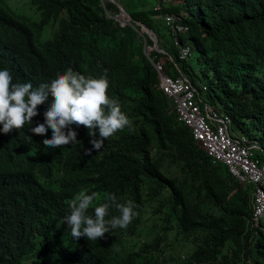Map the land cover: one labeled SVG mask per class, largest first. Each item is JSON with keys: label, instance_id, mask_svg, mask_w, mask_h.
Returning <instances> with one entry per match:
<instances>
[{"label": "trees", "instance_id": "obj_1", "mask_svg": "<svg viewBox=\"0 0 264 264\" xmlns=\"http://www.w3.org/2000/svg\"><path fill=\"white\" fill-rule=\"evenodd\" d=\"M102 1L111 16L119 14L115 3ZM116 1L155 32L171 59L144 35L150 46L146 55L138 32L107 16L101 0H31L36 19L0 0V69H8L14 83L38 87L68 68L93 77L106 69L108 95L119 100L132 121V128L105 140L99 151L83 126H70L78 143L57 148L43 144L52 136L50 127L46 135L32 133L29 124L0 132V264H264V222L255 231L245 224L248 189L223 163L211 160L176 118L152 65L165 58L166 73H183L196 88L204 83L200 99L223 110L234 129L255 140L260 150L255 155L262 160L264 0H169L158 8V0L146 5ZM179 10L187 25L179 38L198 54L197 83L188 56L177 57L157 16ZM49 23L46 36H52L40 39ZM51 99L38 106L32 127L45 121ZM86 149L92 151L86 154ZM165 160L177 162L182 175L166 174L161 169ZM82 188L101 197L89 215L107 194L119 202L131 200L138 215L126 229L116 228L98 240L73 238L61 221ZM113 215H119L114 208L106 219ZM143 218L150 238L122 251L123 235L139 234ZM178 241L186 246L184 257L165 256Z\"/></svg>", "mask_w": 264, "mask_h": 264}, {"label": "clouds", "instance_id": "obj_2", "mask_svg": "<svg viewBox=\"0 0 264 264\" xmlns=\"http://www.w3.org/2000/svg\"><path fill=\"white\" fill-rule=\"evenodd\" d=\"M108 88L106 69L100 76L93 77L68 68L38 87H33L31 82L14 83L10 71L0 69V132L8 134L29 124L32 133L46 135L50 127L52 136L45 138L43 144L45 147L57 148L78 143L77 132L70 126H83L88 130L93 148L99 151L105 140L125 128H132V121L122 111L119 100L109 97ZM49 96L52 99L44 112L45 121L36 122L32 127L33 118L39 114L38 106L44 104ZM97 129L99 138H96ZM91 151L85 150L86 154ZM100 199L98 193L93 191L89 194L88 189L82 188L68 202L69 213L61 223L67 224L73 238L98 240L116 228L126 229L138 215L131 200L119 202L115 194H107L104 202L94 207V215H89L88 209L93 201ZM112 208L119 215L106 219Z\"/></svg>", "mask_w": 264, "mask_h": 264}, {"label": "built area", "instance_id": "obj_3", "mask_svg": "<svg viewBox=\"0 0 264 264\" xmlns=\"http://www.w3.org/2000/svg\"><path fill=\"white\" fill-rule=\"evenodd\" d=\"M168 1L158 0L154 8ZM183 13L164 12L157 15L163 20L179 59H185L191 51L190 45L182 43L179 38V34L187 29L181 20ZM162 64L159 59L152 61L159 89L166 95L176 118L190 129L192 137L211 160L223 163L227 171L248 189L250 213L245 217V224L255 231L254 227H261L260 223L264 220V157L261 160L253 153L256 141L234 129L227 113L207 106L200 99L198 91L206 90L204 83H199L196 88L183 73L174 76L166 73ZM180 255L184 257L183 253Z\"/></svg>", "mask_w": 264, "mask_h": 264}, {"label": "rangeland", "instance_id": "obj_4", "mask_svg": "<svg viewBox=\"0 0 264 264\" xmlns=\"http://www.w3.org/2000/svg\"><path fill=\"white\" fill-rule=\"evenodd\" d=\"M141 1H142V4H144V5L148 4L149 2L154 3L153 0H147V1L141 0ZM2 2L6 3L14 11L22 13L26 16H29L31 19H36L39 16L38 11L35 9L31 0H2ZM190 9L193 10V7L191 6ZM179 11H182V10H179ZM50 24L51 23L45 25V27L42 29V31L40 33V39H46V38H50L52 36V35L46 36V33L50 34L49 27H52V26H50ZM41 37H43V38H41ZM149 48H150V46H149ZM145 51L146 52L149 51L148 46H146ZM197 56H198V54L196 53V51L191 48L190 55L188 56V58H189V63L193 66V68L195 69V72L197 73L196 75H194L192 77L193 82H195V83H197L200 80V74L197 70V67L199 66V64L197 65V63L195 62V58ZM158 59L160 60V62H162L163 59L166 60L165 58H161V57H158ZM208 103H209L208 106L212 105L210 102H208ZM252 151L254 154H256V153L259 154L260 150L253 147ZM161 169L166 174L175 175L177 177H180L182 175L181 169L179 167V164H177V162H170L168 160H165L163 162V165L161 166ZM143 220H145V219L143 218ZM263 222H264V220H263ZM147 223H148V221L145 220L143 224L139 225V227H140L139 234H136L135 238L128 236V235H123V238L125 239V245L120 247V249L122 251L127 250L133 246H136L142 240L144 242L150 238L149 233L147 232V227H148V225H146ZM185 250H186V246L183 243H181L180 241H178L176 244H174L172 247H170L166 251L165 256H169L168 254H172L173 257H176L180 253H185ZM19 264H30V261L29 260H23Z\"/></svg>", "mask_w": 264, "mask_h": 264}, {"label": "water", "instance_id": "obj_5", "mask_svg": "<svg viewBox=\"0 0 264 264\" xmlns=\"http://www.w3.org/2000/svg\"><path fill=\"white\" fill-rule=\"evenodd\" d=\"M109 1H111L112 3H115V4L117 5V7H118V9H119V14H116V15L111 16V15L107 12V10L105 9V7H104V5H103V1L101 0V5H102V7H103V10H104L105 14H106L107 16H109V17H113V18H115L116 20L119 21L120 24L127 23V24H129L132 28H134V29L138 32V34L141 36V38H142V49H143V51H144V53H145L146 55H148L149 51H147V52L145 51L146 46H145V38H144V35H147V36L151 39V41H152V45H151V47H152L153 49H155V50H157V51H159V52H161V53L166 54V55L169 57V59H171V57L167 54V51L164 50L163 48H161V47L158 46V44H157V40H156L155 32H154L151 28L147 27V26H146L143 22H141L140 20L133 18V17H132V16H131V15H130V14H129L124 8H123V6H122L119 2H117L116 0H109ZM136 26H138V27H136ZM148 50H149V47H148Z\"/></svg>", "mask_w": 264, "mask_h": 264}]
</instances>
